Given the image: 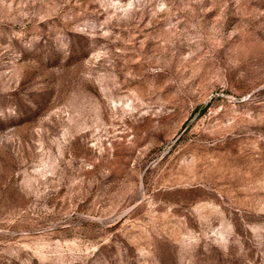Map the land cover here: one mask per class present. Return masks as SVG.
Wrapping results in <instances>:
<instances>
[{"label":"rangeland","instance_id":"1","mask_svg":"<svg viewBox=\"0 0 264 264\" xmlns=\"http://www.w3.org/2000/svg\"><path fill=\"white\" fill-rule=\"evenodd\" d=\"M0 264H264V0H0Z\"/></svg>","mask_w":264,"mask_h":264}]
</instances>
